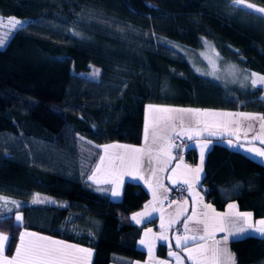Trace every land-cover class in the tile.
Listing matches in <instances>:
<instances>
[{"label":"trees","instance_id":"16d2710c","mask_svg":"<svg viewBox=\"0 0 264 264\" xmlns=\"http://www.w3.org/2000/svg\"><path fill=\"white\" fill-rule=\"evenodd\" d=\"M246 2L264 8V0ZM0 16L24 21L0 47V232L12 237L5 253L15 254L28 229L89 247L90 264L144 259L137 241L146 222L130 214L147 192L127 181L113 200L90 181L102 146L141 143L147 103L264 115V85L199 74L178 49H199L206 38L222 61L264 76V19L232 0H0ZM90 65L97 79L81 74ZM184 157L195 162L197 153ZM201 186L217 209L235 201L264 218L256 158L214 142ZM166 251L157 246L158 255ZM240 264H264V236H249Z\"/></svg>","mask_w":264,"mask_h":264},{"label":"snow or ice","instance_id":"6c2138e0","mask_svg":"<svg viewBox=\"0 0 264 264\" xmlns=\"http://www.w3.org/2000/svg\"><path fill=\"white\" fill-rule=\"evenodd\" d=\"M232 3L247 8L261 14V18L264 19V8L257 7L254 4L247 3L246 0H232ZM23 22L15 18H10L6 22L0 19V27L9 29V33L13 29L22 28ZM8 33L0 37V46H2ZM99 70L93 73L98 75ZM256 77V74H253ZM252 87L264 85V76L252 79ZM149 116L146 118L145 123V145L146 147H133L129 145H104V155L100 156V162L96 165L92 175L89 176L90 180L95 183L113 184L115 187L112 189L113 196H119L120 184L123 182L124 176L138 177L148 184L149 189L152 191L153 200L145 205V211L135 213L131 219L136 221L137 224L142 222V218L150 216L148 209L151 207L153 212H161V229L164 232L167 231L171 225L179 222V218L184 216L188 211L187 201L178 205L175 218H170L165 224L163 217V210L157 208L155 203L158 199L157 188H163L160 177H156L157 169L151 170V176L156 177V186H153L151 179H145L141 173V168H145L148 165L145 164L144 158L148 157V163L155 159L158 164H162L158 170L160 172L165 171L167 165L175 158L172 156V148L176 147L171 143L175 134L176 136L183 135L189 140L194 137H199L202 133L206 132L208 136H217L223 133H228L230 136H235L237 140L240 139V132L242 127V121H259L260 132L255 133L252 136V140H259L260 144H264V115H255L250 113H231V112H214L200 109H184V108H171V107H159L148 106ZM187 121V123H186ZM202 126V127H201ZM243 137L248 140V133L252 131L253 124L249 123L243 125ZM151 129V143L149 144V130ZM251 143V141H249ZM229 144L232 141L229 140ZM153 146L155 148V155H153ZM243 147V145H241ZM207 148V144L200 143V163L196 167H191L183 163V157H180V163H178L173 169H171L173 176L169 179L175 184L177 181L173 177L179 174V178L182 179L184 184L188 185L191 192L196 183L199 182L201 173L203 172L204 165V152ZM110 149H123L119 153H110ZM249 152H253L258 156L264 157V149L257 147H249L246 149ZM98 173L102 174V178L98 177ZM167 191V189H164ZM196 197L193 200V208L190 216H186L183 221L184 233L183 235L177 234L175 236V247L181 249L186 253L188 260L192 264H228L232 262L234 264L233 257L229 253L227 247L221 248V243L227 244L229 239L228 235H225L221 240H214L213 244L209 245L207 241L215 237L217 232H228L227 224L235 222L232 220L235 217L236 220L242 221L244 227L237 229L238 232H244L246 229H255V231L264 234V219L252 222V213H240L238 211H232L237 208L235 204H229V212L220 213L216 212L210 204H203V198L199 197V194H195ZM166 198V197H165ZM4 199V198H0ZM33 202H41L34 199ZM162 203V201H160ZM15 203V202H13ZM202 205L201 210L197 211V206ZM19 207V205H17ZM11 212V209H9ZM16 221H22L20 215H16ZM195 222L196 225H202V228L189 227L190 222ZM161 232L159 235L153 233L151 228H148L145 233V239H142L140 243L146 245L151 256L156 240L167 241L168 237ZM191 233V234H190ZM151 234V235H150ZM12 237L0 233V264H87L92 252L90 249L81 248L74 244H67L63 241L53 240L50 237L38 235L34 232L24 231L20 233L19 243L15 248V254L8 258L4 255L6 247H10V240ZM192 242L189 245V242ZM199 241V242H198ZM171 248L172 245L169 244ZM169 256L176 258L178 262L182 260L180 255L176 252L169 251ZM164 264V262H160Z\"/></svg>","mask_w":264,"mask_h":264},{"label":"crops","instance_id":"0c3cea01","mask_svg":"<svg viewBox=\"0 0 264 264\" xmlns=\"http://www.w3.org/2000/svg\"><path fill=\"white\" fill-rule=\"evenodd\" d=\"M254 73L255 72L245 71L243 73L244 77H240V80L244 81V82L251 83L252 79L262 76L258 73H255L256 77H254L253 76ZM262 95L264 96V91H263ZM149 105L159 106V107H171V108L200 109V110H208V111H214V112H231V113L243 112V113H250V114H255V115H262L259 112L245 111V110H239V109L233 110V109L196 108V107H189V106L147 103V104H145V107H144L141 143L130 144V143H125V142H111V143H107L104 145L117 144V145H129V146H133V147H137V148L146 147V145H145V123H146V118L149 116V113H148V106ZM186 123H187V121H186ZM249 123L253 124V129H252V131H249V133H248V140H245L243 137V131H244L243 125H246ZM259 124H260L259 121H242V127H241L239 140H237V138L235 136L228 135V133H223V134L217 135V136H208V134L206 132H204L199 137H194L191 140H189L186 136L180 135V136L186 138V141L181 147H177L174 143V138H173L171 143L174 144L176 147L172 148V156L175 158L167 165V168L163 172H160L158 170L160 167H163L162 164H158L155 159H153L149 164L148 163V157L145 156L144 161H145V164H147L148 166L145 168H141V173L144 175L145 179H151L152 180L154 187L156 186V177H160L161 182L164 186L163 188H157L158 199L155 203V206L157 208H160L163 210V217H164L165 224L167 225V222L170 218H175L178 205L182 204L184 201H187L188 211L185 213L184 216H181L179 218L178 223L171 225V227L168 228L166 232H164V230L161 229V227H160L161 212L160 211L153 212L151 210V207H150L148 209V211L150 212V216L142 218V222L139 223V225H140V224H143L146 222L145 226L142 228L141 235L137 241L138 246L146 251V255H145L144 259L134 260L131 264H160V262H164V264H192V262L187 259L186 253L184 251H182L181 249L175 247V236L177 234L183 235V233H184L183 221H184L186 216H190L192 213L193 200H194V198H198V197H196L195 194L198 193L199 197L203 198V204H210L212 206V208H214L216 210V212H220V213L229 212L230 210L228 208V205L229 204H235L237 206V203L235 201H229L225 205L224 209H217L213 205V203H211V201L206 198L205 193L203 192V189L201 186V180H202V177L204 174V165H203V172L201 173V176H200V180L198 183L195 184V186L191 192L189 191L188 185L184 184L182 179L179 178V174H177L176 177H173L177 181L175 184L172 182V180L169 179L170 176H173L171 169H173L178 163H180V157L181 156L183 157V163L184 164H187L193 168L196 167L200 163V143L201 142L207 144V148L205 149V152H204V161H205L206 153L209 150V148L211 147V145L214 142H220V143L224 144L225 146H227L228 148L242 152V153H244L250 157L256 158L257 160L261 161L264 164V157L258 156L255 153L249 152L246 150L249 147H257V148L264 149V144H260L259 140H252V136L255 133L260 132ZM173 136H175V134H173ZM229 140L232 141L231 145L229 144ZM249 141H251V143H249ZM150 143H151V129L149 130V144ZM241 145H243V147H241ZM103 146H102L101 156L104 155ZM156 147L157 146H153V150H154L153 155H155V148ZM190 148H193L197 153V158H196L195 162H190L187 159H185V157H184L186 150H188ZM122 151H123V149H110V153H119ZM99 162H100V158L97 161L96 165L99 164ZM96 165L94 167V170L96 168ZM152 169H157L156 177L151 176V170ZM98 177L102 178V174L98 173ZM90 181H92V183H94L97 186L102 187L104 190H106L108 192L110 198L113 200H119L122 197L125 182L129 181L132 183H137V184L142 185L143 188L147 192V198L143 202L142 206L139 209L131 212V214H130L131 217L135 213L145 211V205H148L149 202L153 200L152 191L149 189L148 184H146L144 180L139 179L138 177L124 176L123 182L120 184V187H119V191H120L119 196H113L112 195V189L115 187V185L104 184V183L98 184V183H95L93 180H90ZM177 185L184 187V195L182 197L176 198L172 201H168L169 194L174 189V187ZM164 189H167V191H164ZM160 201H162V203ZM201 208H202V205H198L197 211L199 212L201 210ZM232 211H238L240 213H246V212L251 213L250 211L239 210L238 206L235 210H232ZM262 219H264V218H262ZM232 220H234L235 222L230 221L226 225L228 228V232H217L215 237L212 239H209L207 241V243L209 245H211V244H213L214 240H221L222 241V238L225 235H228L229 239L227 241V244L225 245L224 243H221L219 246L221 248L227 247L229 253H231V255L233 257L234 264H240V263L245 262V260L247 258V243H248L249 236L251 234L264 236V234H261V233L255 231L254 228L253 229H246L242 233L238 232L237 229L244 227L243 222L236 220L235 217H233ZM258 220H260V219H258ZM255 221H257V219H255L252 215L253 224H255ZM133 222L136 223V221H134V220H133ZM189 227L190 228H193V227L202 228L203 226L202 225H196L195 222L193 221V222L189 223ZM148 228H151L153 230V233L156 235H159L161 232H164V234L167 235V237H168L167 241L156 240L155 248H154L151 256L149 254L147 246L142 245L140 243V241L142 239H145L144 233ZM24 231L34 232V233H37L38 235L50 237L53 240H59V241H63L64 243H67V244H74V245L81 247V248L90 249L87 246H84V245H81L78 243H73V242L66 241V240H62L60 238L50 236L47 234H43V233H40L37 231L23 229L21 232H24ZM159 244H165L167 246V251H166V254L164 256H160L156 252L157 246ZM169 244L172 245L171 248L169 247ZM191 244H192V242L190 241L189 245H191ZM169 251H173V252L178 253L180 255V257L182 258V260L180 262H178L175 257L169 256ZM91 252H92V250H91ZM9 258H11V257H9ZM91 258H92V255H91L90 259L88 260L87 264L91 263ZM110 264H116V263H110ZM228 264H232V262H228Z\"/></svg>","mask_w":264,"mask_h":264},{"label":"rangeland","instance_id":"374dc122","mask_svg":"<svg viewBox=\"0 0 264 264\" xmlns=\"http://www.w3.org/2000/svg\"><path fill=\"white\" fill-rule=\"evenodd\" d=\"M10 18H15L24 23L23 20L13 16H8V17L0 16V19H2L5 22ZM15 30L16 29H13L9 33L8 28L0 27V37L4 36L5 33H8V38H9L10 35ZM178 49L184 54L186 59L189 61V63L192 65V67L195 69L197 73L203 75H211L213 78H216V80L221 81L223 83H232V82L244 83V81L240 80V77H244L243 73L241 72L242 70L240 71L238 66L234 63L222 61V58L217 52L212 41L206 38H202V46L199 49L196 50L186 49V48H178ZM96 70L99 69L93 65H90L89 69L86 72H82L81 74L93 79H97L99 74L93 75V73L96 72ZM16 215H20L22 217V212L21 211L17 212L15 213V217ZM0 233L6 234L4 232H0ZM4 255L9 258V256L6 253H4Z\"/></svg>","mask_w":264,"mask_h":264},{"label":"built area","instance_id":"2783aa9c","mask_svg":"<svg viewBox=\"0 0 264 264\" xmlns=\"http://www.w3.org/2000/svg\"><path fill=\"white\" fill-rule=\"evenodd\" d=\"M186 141V138L182 136H174V143L177 147H181ZM184 195V187L177 185L174 187V189L171 191V193L168 196V201H172L176 198L182 197Z\"/></svg>","mask_w":264,"mask_h":264}]
</instances>
